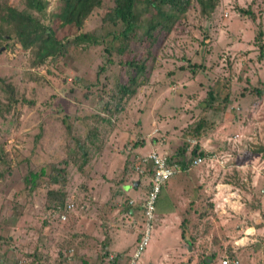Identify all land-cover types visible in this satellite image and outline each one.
<instances>
[{
	"label": "rangeland",
	"instance_id": "1",
	"mask_svg": "<svg viewBox=\"0 0 264 264\" xmlns=\"http://www.w3.org/2000/svg\"><path fill=\"white\" fill-rule=\"evenodd\" d=\"M0 1L43 24L57 5V0H41L40 13L24 0ZM110 4L104 0L102 8ZM102 8L93 9L79 28L52 20L50 25L57 37L89 31L98 25ZM239 8L250 11L253 19L242 17ZM130 49L136 59L143 58L139 44L131 42ZM100 50V45H80L66 56L36 63L31 49L22 48L13 36L0 40V79L11 88L5 91L0 82V264H108L113 253L119 254L120 263L128 262L144 227L142 212L126 218L121 211L113 221L109 200L99 205L93 199L106 195V185L112 198L124 176L121 170L97 168L90 157L81 169L67 162L64 181L48 183L49 165L63 167L74 139H83L93 127L101 143L110 130L122 127L126 133L119 147L148 134L166 155L182 148L186 156L197 147L222 160L189 167L162 184L147 244L134 264H200L206 257H211L209 264H220L227 253L240 264H247V256L254 264H264V234L255 242H250L252 232L244 234L245 228L264 226V154L253 152L264 145V0H218L208 17L191 0L183 17L153 48L152 60L144 62L147 80L110 122L97 118H102V90L113 87L115 78L125 81L130 70L112 56L96 76L104 63ZM212 84H221L219 95L227 98L213 115L212 128L197 140L184 136L187 125L210 112L204 98ZM94 146L88 145L91 155ZM138 150L147 151L148 143ZM118 157L121 166L125 155ZM41 167L46 173L34 187L24 183L29 172ZM220 185L239 190L240 212L246 217L240 219L235 196L215 207ZM48 187L63 189L66 202L73 204L64 220L45 208ZM117 202L119 209L127 198L122 194Z\"/></svg>",
	"mask_w": 264,
	"mask_h": 264
},
{
	"label": "trees",
	"instance_id": "2",
	"mask_svg": "<svg viewBox=\"0 0 264 264\" xmlns=\"http://www.w3.org/2000/svg\"><path fill=\"white\" fill-rule=\"evenodd\" d=\"M24 1L28 8L44 13L43 1ZM103 1L104 0H57V5L52 11L53 16L44 24L40 23L39 20L31 14L0 1V40L13 36L22 48L31 49L36 63H41L47 57L56 58L66 56L71 48L80 45H100V56L104 63L98 66L95 72L96 76L101 71H104L106 65L111 63L112 56H117L121 66L127 67L130 71L129 74L125 76V81L122 82L119 78H115L113 87L104 91L102 90L104 99L101 100L98 106V113L101 114L102 118H97L108 122L111 120V116H115L121 112L128 98L135 93L136 87L141 85L142 81L147 80L148 73L144 62L152 60L153 48L157 47L158 44L165 39L172 27L183 17L191 0H111L109 6L102 8ZM195 2L197 3L199 14L208 17L216 7L218 0H195ZM99 8H102L99 15V23L92 30L83 32H78L77 30L69 36L64 35L57 37L55 29L52 27V24L50 25L52 20L54 23L59 22V24L63 26L71 25L75 28H79L80 24L89 13L93 9ZM238 12L244 18L249 17L253 19L251 12L247 9L239 8ZM131 42H136L141 46L143 52V58L141 60L136 59L135 56L130 53ZM261 45V42H259V49H262ZM32 48H34L33 52ZM262 54L263 53L260 54L261 57H263ZM0 82L1 84L3 83L2 88L5 91L11 92L8 83H4L2 79H0ZM220 85L212 84L206 90L204 107L210 112L207 113V115L205 113L202 114L199 118L187 125L185 129H183L184 136L197 140L212 128L214 123L213 115L219 107L223 106L221 102L227 100L226 95L222 97L219 95ZM254 92L258 93L256 89ZM97 132L98 130L96 127H93L87 131L83 139H74V147L69 151L68 159L62 160L63 167L57 164L49 165L47 179L50 186L64 181L63 176L66 174L64 167L67 166V162L70 161L77 169H81L92 154L91 150L90 153L88 152V145H95L92 148L93 151L98 148L99 138ZM140 135L141 134H138L134 137V143H132L131 147L134 146L136 142H141ZM141 137L143 136L141 135ZM151 150L164 154L168 164L177 162L180 165V171L189 168L188 161L191 158L196 155L202 156L205 154L203 150H197V147H193L186 156L182 148L167 155L162 151H158L157 148H152L148 152ZM259 151L264 154V145H259L253 152ZM77 153L79 154L77 158L80 160L79 163H76L77 159L74 158ZM1 158L2 151L0 153V161ZM135 158L136 157H132L124 161L123 167L125 169L123 173L127 168H130V164L133 161H136ZM150 172V164L146 163L143 173L137 175L138 181L140 178L148 177ZM45 173L42 167L35 172H29L25 176L24 183H27L29 187H34L35 180L45 175ZM148 184L149 182L144 183L145 191L143 198L148 191ZM44 196L46 202L49 204L46 205L45 208L53 212L63 209L66 203V193L63 189L48 187ZM130 209L131 207L126 204L121 206L118 210L120 213L121 211H126V213L129 214ZM226 255L235 257L228 253ZM118 259H120V256L116 254L115 258L109 261V264H124L123 262L120 263ZM210 261L211 257H206V259H200V264H209Z\"/></svg>",
	"mask_w": 264,
	"mask_h": 264
},
{
	"label": "crops",
	"instance_id": "3",
	"mask_svg": "<svg viewBox=\"0 0 264 264\" xmlns=\"http://www.w3.org/2000/svg\"><path fill=\"white\" fill-rule=\"evenodd\" d=\"M122 124L124 125V122ZM121 128L122 127H120L119 129L114 128L116 130H113L112 132H110L111 131L110 130L109 131V137H107V140H105L106 139L105 138L102 143L100 142V140L98 141V143H99L97 145L98 148H97L96 152H94V154L91 155V157H92L91 163H93L94 165L95 164L98 165L97 168H100L101 165H103V166H105V170H107L108 168H110V166L111 167L113 166L115 168V171L118 172V170L119 171L121 170V172L123 173V170L125 169L123 167L125 160H128L129 158H132V157H136L137 155L145 154L150 149L158 147V145L154 142V139H152L151 137L149 138L148 134L145 135V138L141 137V135H140L141 142H136L135 143L136 145L134 144V146H132V147H131V145H132V143H134L133 138H132L133 139L132 141H128V140H131V138L126 141L128 144L126 143L124 146L119 147L118 146V143H120L119 138L122 137L123 134L126 133L125 131H122ZM151 139H152V141H151ZM145 143H148V150L145 152H140L138 150V148L141 145H144ZM118 154H120L122 156L125 155V158L123 159V163L121 166L119 164L120 158L118 157ZM126 171H128V174H126ZM137 175L138 174H134L132 172L131 168H127L124 172V176L122 178V181H120V185L118 184L119 186L118 187L116 186V189L112 191V198H110L108 195L110 193L108 185H106V195L104 197L96 198V196H94L93 199L95 201H97L96 203L99 205L104 204V203H102L103 200L104 201L109 200V202H110L109 204H110V206H112L111 210H112V214H113V216H112L113 221H115V219L120 218V217H118V216H120L119 215L120 212H118V208H116V206L120 205V203H118L117 201L122 196V194L127 198V204L131 205L130 206L131 209L129 210V214L128 213L126 214V218L131 217V216H135V212L136 213L141 212V202H142L143 197H141L140 195L144 194L143 185H144V183L149 182V175H148V177L146 176V178H144V177L140 178L139 181H138ZM131 195H133V197H131ZM263 199H264V190H263L262 200ZM129 201H130V203H129ZM240 211L241 210L238 209V213ZM116 212H118V214ZM240 213H239L240 219L243 217H246V215L244 213H242V212H240ZM254 215H255V212H252V214H249V216L251 218H253ZM255 220H254V222H256ZM251 229H252V231H248ZM248 232H252L251 234H253V237L251 238L250 242H255V241H257L256 240L257 236H261L264 234V226H260L259 229H257V228L255 229L254 227L253 228L252 227L245 228L244 234L246 235ZM240 241H241V239L239 240V242ZM239 244L241 245L242 243H239ZM241 249H243V248H240L239 250H237V252H240ZM232 252H233V250H232ZM235 258L238 260V264H240L241 261L239 260V258L237 256H235ZM246 260H247V264H248V261L251 262L252 264H254V260H253V258H251V256H247ZM246 260H243V261H246Z\"/></svg>",
	"mask_w": 264,
	"mask_h": 264
},
{
	"label": "built area",
	"instance_id": "4",
	"mask_svg": "<svg viewBox=\"0 0 264 264\" xmlns=\"http://www.w3.org/2000/svg\"><path fill=\"white\" fill-rule=\"evenodd\" d=\"M136 161H133L130 164V168L134 174H141L144 170V165L146 163L150 164L151 172L149 175V184H148V191L145 197L142 199L141 202V212L143 215L144 220V227L140 234L139 239L137 240L134 249L132 250L129 260L126 264H134L135 261L139 258V255L145 248L149 238V228L151 226V220L154 213V203L158 194V191L161 185L175 172L180 171V165L177 162H171L170 164L167 163V159L164 154L157 152L155 150H151L145 155L136 156ZM222 160H218V157L214 153H205L204 155H196L191 158L188 163L189 167L196 166L200 163H207L209 165L213 163H219ZM227 190V192H223ZM230 196L236 197V207L240 209L241 201L237 199L240 197L239 190L237 188L230 189L227 185H220L217 187V192L215 194V207L220 208L221 205L227 204V199ZM130 203V201H129ZM71 202H66L64 204L63 209L56 211V215L60 220L65 219V212L72 208ZM234 208V207H233ZM57 209V208H56ZM237 209V210H238ZM116 256V253L109 254L107 256V261L113 260ZM19 264V263H15ZM220 264H238V260L235 257H229L226 254H223L220 259Z\"/></svg>",
	"mask_w": 264,
	"mask_h": 264
}]
</instances>
